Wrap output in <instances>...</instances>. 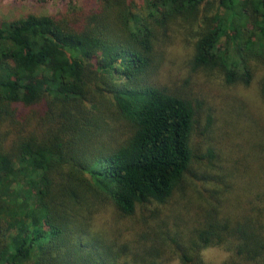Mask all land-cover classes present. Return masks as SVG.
Instances as JSON below:
<instances>
[{"label":"trees","instance_id":"obj_1","mask_svg":"<svg viewBox=\"0 0 264 264\" xmlns=\"http://www.w3.org/2000/svg\"><path fill=\"white\" fill-rule=\"evenodd\" d=\"M93 1L0 22V264H211L217 245L264 264V126L236 167L204 168L195 224L174 73L264 102V0ZM248 174L245 207L213 203Z\"/></svg>","mask_w":264,"mask_h":264},{"label":"rangeland","instance_id":"obj_2","mask_svg":"<svg viewBox=\"0 0 264 264\" xmlns=\"http://www.w3.org/2000/svg\"><path fill=\"white\" fill-rule=\"evenodd\" d=\"M92 3L93 0H0V22L29 13L60 14L68 12L73 7ZM180 48L181 46H177L175 52L179 53ZM179 71L183 79H179L176 85L192 99L196 108L191 137L193 164L190 167L191 172L187 175L189 180L193 179L196 183V189L189 195L193 203L190 210L198 218L195 222L198 224L204 220L203 217L200 218L197 197H200L201 193L207 195L205 189L210 188V183L202 178V171H205L204 168L209 169V172H215L219 168L236 167L237 160L242 157L246 147V144L245 146L243 144L248 142L254 145L260 141L258 130L264 126V102L259 99L254 87L243 89L239 86L226 87L216 75L194 74L189 77L190 74L183 68L174 70V73ZM237 177L228 178L227 191H222L220 197L213 201L214 204L222 203L235 212L245 207L242 202L245 180L253 183L255 179L248 174L241 185L235 187L233 183ZM201 254L205 261L221 264L227 256V251L217 245L204 249ZM244 263L261 264L260 261H252L250 258L244 259ZM167 264H176V261Z\"/></svg>","mask_w":264,"mask_h":264}]
</instances>
